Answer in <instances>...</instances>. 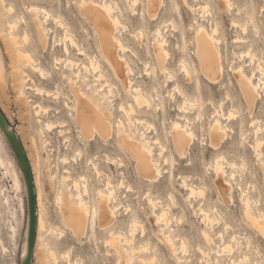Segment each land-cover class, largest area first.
Returning a JSON list of instances; mask_svg holds the SVG:
<instances>
[{
	"label": "rangeland",
	"instance_id": "1",
	"mask_svg": "<svg viewBox=\"0 0 264 264\" xmlns=\"http://www.w3.org/2000/svg\"><path fill=\"white\" fill-rule=\"evenodd\" d=\"M94 1L98 3H101L102 1L103 3V0ZM117 1L119 2L122 11V20L126 25L125 29H122L127 47L125 50L126 62L134 68V73H131L130 75L134 78V81L142 82L149 87L152 85H159L162 91V100H160V97L154 96L153 106L151 108L148 109L146 108L147 106H144L143 108L136 109L134 112H129L131 114L118 108L121 102L126 103L127 106L131 104V90L126 86L117 73L114 72L115 70H113L114 68H111L110 63L102 58V56L100 57L101 51L95 28L87 18L83 17L84 15H82L80 10V0H5V5L1 6L2 8L0 7V13L4 15L2 18L3 21H5V26L3 25L2 27H6L5 32H11L9 31L10 27H7L9 24L7 21L17 20L14 22L18 25H16L14 29H11L19 34V44L22 46L21 49H24L25 51L28 50L30 53L33 52V55L38 60L37 62H40L46 72L48 71L47 78H43L39 72L33 70V67H27L28 72L32 75L34 80L48 90H51L50 93H53H49L50 96H47L46 94L41 95L31 91V99L33 101H42L43 104L49 105L51 113L43 115V118L49 116L52 120H66V124L64 123L65 125L63 127L46 131L51 144L50 146L47 145L46 151L42 150V155H46L45 153L48 151L53 155L46 163V166H44L46 169L42 168L41 172V183L46 187L47 193L45 201L47 223L48 226L53 227L51 233L48 231L44 232L42 240H46L48 245L54 247L58 251L60 259L58 258L57 262H54L55 260H53V263L67 264L66 259L62 258L64 251H70V256L74 260H78L80 264H113L115 262V256L107 254L108 250L111 249V247L105 242V239L109 235V231L99 226L95 228L96 233L94 232V236L92 230L88 228L86 235L83 238H78L77 234L66 223L62 216L61 207L59 203L56 202V194L62 185V176L64 174H70L72 179L79 178L77 179L78 181H82L83 178L85 179L84 184L86 183V187L89 185L87 190L90 189L89 192L87 191L88 194H86L85 197L90 201L91 205H98L100 199L99 188H102L104 191L107 190L106 179L109 174V177H112L111 180L118 186V200L112 203V205H114L116 202H120L119 209L116 210L117 224H119L123 230H127L130 215L133 211H136L138 214V219L136 218L138 220H136L138 225L144 224L145 226V233L142 235L141 228L138 227L139 229L135 232V240L127 242V244L132 243V246H134V244L137 243V248L139 247L140 244L138 243L140 242L142 243V247L149 242L151 243H149L150 246L147 245V247H149L147 249L143 247L144 249L142 248L141 250V246L139 247L140 252L142 251V253L134 248L136 252H139L136 253L134 250L135 262L141 258H149L150 260L153 257V253L155 254V252H157V256L159 257L157 258L159 261H157V258L156 260L154 258L155 261H153L152 258L151 264L153 262H155L153 264H179L169 248L160 241L159 236L161 235V232L159 230V225L151 222L150 215L152 209L150 199H154L158 205L159 203L157 201L159 200L162 202L159 201L161 203L160 205H170V207L169 205L167 206V210H169L171 214L174 213L171 226L175 229L177 234L181 236L184 235L183 237L188 241V252L182 253V251L179 250L183 256L182 260H185L187 264H207L206 260H208L209 257L212 261H215V258L218 257V261L216 260L217 262H214L215 264H232V259L234 260L235 258L236 260L241 258L243 261H240V263L242 262L241 264H249L248 260L244 259L242 256L245 255V253L249 255L252 262L260 264V261L264 259V236L255 230L246 218L244 207V201L246 200H244L243 197V201L242 196H244L243 194L245 191V194L248 192L252 198L259 199V207L264 208V181L262 171V166L264 164L262 159H259L251 148L250 143L255 140L256 131L250 124L251 117L249 116L243 97L236 83L234 67L236 68L243 64L244 69L247 72L251 71V67H254L248 63L251 59L248 56H243L242 58L239 56L249 48L250 49L247 52L251 51L252 53H255L257 57L254 56L255 60H264V0H230V2L232 1L231 3H233L232 5L230 3L231 9L228 8L225 10L221 7L223 0H207L210 2L211 10L205 15H202V12L199 10H194V4L195 6H198L196 4H199V2H202L203 0H188L186 4L183 0H164L163 8L156 20H152L146 10H144V18L142 17L141 11L143 10V7H145V0H141V3L134 7L130 5L129 0ZM34 3L35 5L39 4L38 6L41 7L50 8L53 15L61 16L63 21L68 22L70 32L72 35L74 34L78 43L80 42V46L87 52V55L78 54V50L73 46L72 57L76 60V63L80 62V60V63H90V60L94 59V62L97 60L99 61L97 62V65H102L100 68H102L101 70L106 76L105 77L103 74L105 77L104 79L110 83L109 86L104 87V92H107V89L108 91L110 90L107 95V98L110 99L107 100L111 103L110 107H112L115 115H113V117H115L116 121L123 120L125 127L128 128L130 134L133 133V136L135 134V137H139V132L145 131L147 135L155 138L157 137L156 134L159 133L161 141L167 145V148L169 147L171 149L173 143L170 134L176 121L185 127L187 121L184 118V115H187L193 120L192 126L196 138L192 145H190V152L185 157H181L176 153L172 180L169 177L170 173L166 172L169 169V165L163 161L164 156L167 153H165L164 156L159 155L157 146L155 147V152L160 156L163 163L162 176L158 177V180L153 183H149L139 175L136 168V161L124 151L119 143V138L115 134L119 128L117 124H115L114 127L115 131L106 141L99 138H94L92 140L85 139V141L81 140L78 136L75 124L69 116L68 108L63 102L64 96L62 95L59 99L54 98L56 96L54 92L57 89L58 83L61 84L63 91L70 93V87L68 86L71 82L70 80L68 82L69 72L72 70L77 71L78 69L76 63L73 65L74 67L71 65L72 68L69 70L63 62L57 63L54 60L55 55L65 56L63 55L64 53L62 49L64 46L62 36L63 33H65L64 23L55 22L53 19H49L46 22L48 27H51L48 40L53 44L56 43L52 48L47 47L44 49L39 42L38 31L34 24L35 13L30 9L32 6L29 7ZM8 4L14 6V9L12 8L13 11L11 10L10 12H7V9H4L5 6H9ZM177 4L181 10V16H179L178 11L175 8ZM238 8H240L241 11H239ZM250 15H253L257 27H255L254 23L248 21ZM211 19H213V21L218 20L220 23L219 36H222V38L219 39L221 41H219V48L225 71L219 82L208 80L206 76L202 75L200 72L196 74L192 73V80L186 81L187 76H185L184 72L181 70L179 60L185 56L189 60H194V64L197 63V59L193 54V39L195 37L196 29L198 26L209 28ZM235 19H237V24L239 23L241 25L238 24L239 26H236ZM232 20H234V22ZM247 21L249 23L246 25L245 23ZM231 22H233V24ZM158 24L163 25V30L167 35V48L170 52L168 65L173 70V76L175 74V77L172 76L173 79L170 77L172 80L170 79L171 81L168 80L167 82L165 74L157 67L154 60H152L154 56L153 46L158 40V37L155 34V28ZM243 26H246V31H243V29H245L242 28ZM139 31H144V36L141 37V34L138 33ZM8 32L5 34H8ZM237 36H239L242 41H238L240 39H237ZM235 40H237V42ZM2 49L3 46L0 41V53H2ZM1 61L3 72L0 74V84L2 86V91H0V108L21 139L22 145L27 153V158L30 162L35 186L37 188L35 179L36 167H34L36 166L34 161L36 153L34 149H32L33 146L30 137H26L28 136V133L26 134L27 130L30 132L32 127L30 126L29 128L30 121L27 117L23 118V116H28V113H24L26 115L23 116L19 114V110L23 105L15 98V92L11 86V66L9 57L7 55H5V57L2 56ZM145 61L149 62V64L146 62L147 65ZM83 64H81V67H83ZM89 70L90 71H87L82 68V72L84 71V75L87 76L92 85H98V81L95 80L96 72H93L92 69ZM197 77L202 81L201 89L205 104L202 107L186 105L189 108L191 107V109H188L184 105L185 107H182L186 109L184 110L180 106L182 108L181 110L178 104L184 100V97L180 94L181 92H179L178 89L172 91L174 88L173 85L175 81H177L192 97H197L199 92L196 90L194 83ZM77 79L79 80V78ZM262 81H264V78ZM91 87L93 88V86ZM171 91L174 93L173 96ZM227 92L231 93L233 100L226 98ZM261 95L262 96L257 100L255 105L256 108L254 107V115L261 119L262 122L260 121V123L262 126L260 125V127L262 128L264 127V89L261 90ZM211 100L216 102V104L225 100L224 107L226 110L235 105L242 113H235V119H221L223 125L227 123L229 129H231L232 126L233 131H227L223 142L218 148H215L209 141V132L214 125L215 118L218 117V115L215 114V116L213 114L214 107ZM56 107L59 109H56ZM53 109L57 111L55 112ZM242 117L244 119L243 126L239 123ZM134 121H136V123ZM59 128L64 129L63 134H59ZM261 128L259 135L263 136L264 129H262L263 132H261ZM35 129L37 130V127ZM156 129L157 131H155ZM241 129L243 132L245 130L244 134ZM4 134L5 133L1 127L0 264H22V252L26 239V224L28 221L26 215L28 198L23 184L24 177L21 173L22 170L19 159L9 144L6 134ZM65 137L69 139H66ZM261 140L264 142L263 139ZM39 142H41V139ZM66 142L68 144H66ZM78 147L82 149V152L78 153L75 150ZM64 154H67L70 159L63 162L62 156ZM221 155L226 157V172L229 174L232 170L236 171L235 179L222 174V182H225V180L232 182V202H228V200H225L220 194L218 177L215 172V161L216 158ZM107 157L117 159V161L122 160V164L120 165V163L117 162L111 164ZM231 162H235L238 166H231ZM48 163L50 164L49 166H47ZM93 163H97L96 166L100 173L104 171L102 173L103 175H99L101 178H99L98 173L96 172V166L93 165ZM47 173H52L50 174L51 176L56 175L53 178L49 176V178ZM16 175L19 176L21 187L16 186ZM183 175L186 176L191 183L201 187L199 189H203L204 191L203 194H201L202 192H197L196 196L193 197L192 202L187 200L186 190H184L179 184L180 178ZM71 181L72 180H69L68 182ZM121 181L124 182V185L123 182L122 185H120ZM241 187L244 191L241 190ZM171 192L176 195V201L180 204L171 198ZM167 202L168 204H166ZM201 203H205L210 207L216 206V209H219L222 214L220 222L210 228V230L213 229L211 232L215 237H213L214 242L211 241L210 244L206 242L202 236V230L205 227V224L201 221V214L194 211L196 208H199ZM251 204L252 206L255 205V203ZM139 222L144 223L139 224ZM219 229L222 230L221 233L225 235L224 237L226 240H230L227 241L230 243L229 247H225V240L222 239ZM61 231L64 232L61 234ZM146 239L149 242H147ZM122 242L126 243L124 241ZM177 242L180 243L179 237L177 238ZM197 245H202L209 249V253L211 252L209 257L203 254ZM210 245H212L211 247L213 248V251L211 250ZM221 248L224 251L220 253L217 252L221 251ZM228 248L231 253L226 250ZM38 256L39 249H37L36 234L34 249L32 252V260L34 263L38 261Z\"/></svg>",
	"mask_w": 264,
	"mask_h": 264
},
{
	"label": "bare ground",
	"instance_id": "2",
	"mask_svg": "<svg viewBox=\"0 0 264 264\" xmlns=\"http://www.w3.org/2000/svg\"><path fill=\"white\" fill-rule=\"evenodd\" d=\"M183 1L185 4L188 2V0H183ZM4 2L5 0H0V7L5 5ZM231 2L230 0H223V3L221 4L222 9L223 10L228 9V8L231 9V6H230ZM129 3L132 7H134L135 5L141 3V0H129ZM79 4H80L81 13L82 15H84L83 17L87 18L88 21L92 23V25L95 28V31L98 37L99 48L101 51L100 57L102 56V58L106 59L107 62L110 63L111 68H114L113 70H115L114 72L117 73V75L124 81L126 86L131 90V93H132L131 104L127 106L126 103L121 102L118 108H120L121 110L125 111L128 114H131L129 112L131 111L134 112L136 109L143 108L144 106H147L146 108L148 109L151 108L153 106L154 96L160 97V100H162V97H161L162 91L159 85L158 86L152 85L151 87H149L147 85H144V83L142 82L134 81V78L131 77L130 75L131 73L132 74L134 73L133 71L134 68L131 67L128 62H126V57H125L126 51L125 50L127 47H126V42H125L124 35L122 32V29H125L126 25L123 22L122 17H121L122 11L119 6V2L117 0H103V3L102 1L101 3H98L94 0H80ZM232 4L233 3H231V5ZM11 5L5 6L4 9L6 8L7 10L6 9L5 10L7 12L8 11L10 12L12 8L14 9V6L13 5L11 6ZM38 5L39 4L35 5L34 3L33 5H30L29 7L32 6L30 9H32L33 12L35 13L34 14L35 15L34 24L36 25V28L38 31L39 42L44 49L47 47L52 48L56 42L53 44L52 42L48 40V35L51 31L50 30L51 27H48L46 22L49 19H53L55 22L64 23L65 33H63V36H62V39L64 41V44H63L64 46L62 49L64 53L63 55L65 56L55 55L54 60L57 63L63 62L65 66L68 67L70 70L72 68L71 65L73 66L76 63V60L72 57V52H73L72 47L75 46L76 50H78L79 52L78 54L87 55V52L83 47L80 46L79 44L80 42L78 43V40L76 39V37H74V34L72 35V33L70 32L68 22L63 21V18H61V16L53 15V12L50 10V8L41 7ZM163 5H164V0H145V5H144L145 7H143V10L141 11L142 17L144 18V14H145L144 10H146L149 17L152 20L154 19L156 20L163 8ZM196 5L198 6H195L194 4V7H195L194 10L201 11L202 15H205L208 11L211 10L210 2L207 0H203L202 2H199V4H196ZM175 8L177 9L179 16H181V10L179 8V5L177 4ZM238 9L239 11H241L240 8ZM2 16L4 15L0 13V24H1L0 25L1 26L0 41L3 46L2 53H0V74L3 72L1 57L2 56L5 57V55H7L9 57L10 66H11L10 67L11 86L15 92V98L18 101H20L23 105L22 108L19 110V114L23 116V115H26L24 113H28V116H23V118L27 117V119L30 121L29 128L30 126L32 128L30 132L27 130L26 134L28 133L27 134L28 136L26 137H30V140L33 146V148L32 147L31 148L34 149L36 153L35 154L36 158L34 160L35 165H36L34 167H36L35 168L36 170L35 169L34 170L36 172L35 179L37 183V188L35 186L32 169L30 166V162L28 160L30 171H31V176H32V186H33L32 193L34 194V197H35V205L33 206V209H32L31 208L32 204L30 202L29 183H28L24 165L21 161V157L19 155L18 147H17V144L18 142H21V139L18 133L12 127V125L8 122L4 113L1 114L2 112H0V128L2 127V130L6 134L9 144L13 145V147L12 145L11 147L14 150L15 154H17L16 156L19 159V163H20L21 170H22L21 173H22V176L24 177L23 184L25 186L26 195L28 198V209L26 211L28 221L26 224L27 225L26 239H25V243L23 246V252H22V264H54L53 260H55L54 262H57L59 258L58 251L54 247L48 245L46 240H42L43 238L42 236L44 232L48 231L49 233H51L53 227L48 226V223H47V217L45 213V203H46L45 201L47 198L46 197L47 193H46V187H44V185L41 183L42 168L43 169L45 168L44 166H46V163L50 160V158H52L51 156L53 155H51L49 151L45 153L46 155H42V150L46 151L47 145L50 146L51 144L49 138L47 137L46 131L54 130L55 128H58V127H63L66 124L65 123L66 120H58V119L52 120L50 119L49 116L47 118H43V115H47L51 113L49 105L43 104L42 101H38V100L33 101L31 99V93H32L31 91L37 94H41V95L46 94L47 96H50V94H53V93L52 92L50 93L51 90H48L41 84L37 83V81H35L32 75L28 72L27 67L28 66L33 67V70L39 72L43 78H47L48 71L46 72L45 69L40 64V62L39 63L37 62L38 60L33 55V52L30 53L28 50L25 51L24 49H21L22 46L21 44H19L20 43L19 36H18L19 34L12 30L16 27V25H18L16 22H14L17 20L7 21L9 22L7 27H10V29L11 28L12 29L11 30L9 29V31L11 32L7 31L8 34H5L7 32H5L6 27H2L5 22L3 21ZM236 20L237 19H235V24L237 26L239 23L237 24ZM232 21L234 22V20ZM248 21H250V23L251 22L254 23L255 27H257L256 22L253 18V15H250ZM248 21L245 23L246 25L249 23ZM233 22L231 23L233 24ZM242 28H245L243 29V31L244 30L246 31V26H243ZM219 32H220V23L218 20L213 21V19H211L209 28L202 27V26L197 27L195 37L193 39V43H194L193 54L195 55L197 59V63L194 64V60H189L185 56H183L179 60V66L181 70L184 72L185 76H187L186 81L192 80V76H191L192 73L196 74L199 72L202 73V75H205L206 78L208 80H211L212 82L220 81L221 76L223 75L225 71V67L222 61V55H221V51L219 48V41H220L219 39L222 38V36H219ZM138 33L141 34V37L144 36L145 34L144 31H139ZM155 34L158 37V40L155 42V45L153 46L154 56L152 60H154L157 67L165 74V77L167 78L166 82L168 80L171 81L173 77H175V74L173 76L172 74L173 70L168 65V59L170 56L169 55L170 52L167 48L168 38H167L166 33L163 30L162 24H158L156 26ZM237 37H236L237 39H240L238 41H242L241 38H239V36ZM235 41L237 42V40ZM249 49L247 51H249ZM247 51L246 52L243 51L244 53H241L239 56L240 58H242L243 56H248L251 59L250 62L248 63H250V65L254 67H251V71L247 72L244 69V65L241 64L236 68L234 67V74H235L236 83L243 97V100L248 110L249 116L251 117L250 124L252 125L253 128H255V131H256L255 140L251 141L250 143L251 148L256 154V156L259 159H262V162L264 164V149H263L264 142L261 140V139L264 140V134L263 136L259 135L260 128H261L260 125L262 126V124L260 123L261 119L258 116L254 115V107L257 103V100L262 96L261 90L264 89V81H262V79L264 78V60H260V59L255 60L254 56L256 57V54L252 53L251 51L250 52H247ZM93 60L94 59L90 60V63H86V62L80 63L81 60L80 62L76 63L77 66L76 65L75 66L78 68L77 71L72 70L69 72L68 82L69 80L71 82L68 86L70 87L69 89L70 93H66V91H63L61 84L58 83L57 89L54 92L56 96L55 97L52 96V97H54L55 99H59L62 95L64 96L63 102L65 106L68 108L69 116L74 122L75 127L78 132V136L81 138L82 141H85V139L92 140L94 138H99V139L106 141L111 137L112 133L115 131L114 127H115V124H117L119 128L115 132V134L119 138V143L121 147L124 149L126 153L130 155V157L134 161H136V168L138 170L139 175L145 181L149 183H153L154 181L158 180V177L162 176L161 173H162L163 163L160 159V156H158L155 152V147L157 146L159 150V153H158L159 155L164 156L165 153H167L164 156L163 161L169 165V169L166 172L170 173L169 177L172 180V176L174 175L173 168H174V162L176 160L175 158L176 153L181 157H185L190 152V145H192L194 139L196 138L195 131L192 126L193 120L187 115H184V118L187 121V125L185 127H183V125H181L178 121H176V123L173 125V129L170 134L172 143H173L172 144L173 146L171 147V149L169 147L167 148V145H165L164 142L161 141L159 133L156 134L157 137L152 138L151 136L147 135L145 131L139 130L141 131L139 132L140 136L135 137V134L133 136V133L130 134L128 132V128L125 127V123L123 122V120L116 121L115 117H113L114 112L112 110V107H110L111 103L108 102L110 98L109 99L107 98V95L109 94L110 90L108 91L107 89V92H104V87L109 86L110 83L104 79L106 76L102 72L101 70L102 68H100L102 65L101 66L97 65L98 64L97 62L99 61L97 60L96 62H94L95 60L94 61ZM146 62L147 61H145V63ZM147 63L149 64V62ZM81 64H83L82 65L83 67H81ZM82 68L86 69L87 71H90L89 69H92L93 72H96L95 80L98 81V85L97 84L92 85L90 80L83 73L85 70L82 72ZM103 74L105 77L103 76ZM77 78H79V80ZM107 82H108V85H107ZM194 83H195L196 90L199 92L197 97H192L187 91H185L182 88L179 82L175 81L173 85L174 88L172 91L178 89L179 92H181L180 94H182V96L184 97L183 98L184 100L178 104L179 107L180 106L182 107L184 105L185 106L186 105L188 106L196 105L199 107L204 106L205 99L203 97V93L201 89L202 81L200 80L199 77H197ZM91 86H93V88ZM0 91H2L1 84H0ZM172 91H171V94L173 96L174 93ZM226 98L233 100V97L231 93L229 92H227ZM224 101L225 100H222L219 104H216V102L211 100V103L214 107L213 114L218 115V117L215 118L214 125L209 132V138H210L209 141L211 142L210 144H212L215 148H218L220 144L223 142L227 131H230L233 129L232 126H231V129H229L227 123L223 125V122L221 121V119H225V120L235 119L236 118L235 113L240 112L236 108L235 105H234L235 107L232 105L233 106L232 108L226 110L224 107L225 106ZM184 107L182 108L185 110L186 108ZM187 108L191 109V107L190 108L187 107ZM56 109H59V108L56 107ZM54 111L56 112L57 110H54ZM134 122L136 123V121ZM239 123L241 124V126L244 125L243 117L241 118ZM36 127H37V130L35 129ZM262 129H264V127H262L261 130ZM63 130L64 129L58 130V132H60L59 134L61 133L63 134ZM155 131H157V129ZM261 132H263V130ZM242 133L244 134L245 130L244 132L242 130ZM40 139H41V142H39ZM66 139H69V138H66ZM67 142L66 144H68ZM75 150L78 153L82 152V149L79 147L76 148ZM26 156H27V153H26ZM222 157L223 156L221 155L216 158L215 172H216V176L218 177L221 196L225 200H228V202H232L233 200L232 194H231L232 193V182H230L229 180H225V182H222V174L228 175L231 178L235 179L236 171L232 170V172L228 174L225 170V158L226 157H223V158ZM69 159L70 158L67 154H64L62 156L63 162ZM107 159L111 164H114V162L120 163V165L122 164V160H120L121 161L120 162V161H117V159H113L111 157H107ZM96 164L93 163V165L95 166ZM49 165L50 164L48 163L47 166ZM230 165L235 166V167L238 166L235 162H231ZM262 171H263V181H264V165L262 166ZM96 172L98 173V176H99L104 171L103 172L101 171L102 173H100V171L98 170L96 166ZM47 174L49 177L51 176L50 174L52 173H47ZM55 175H52L51 177L53 178L55 177ZM99 178L101 177L99 176ZM111 178L109 177V174H108V177L106 179L107 190L104 191L102 188H99V194H100L99 198L100 199L98 201V205L95 206V205H91L90 201H88L85 197V195L88 194L90 190V189L87 190V187L89 185L86 187L85 185L86 183L84 184L85 179L83 178L82 181H78L77 179L79 178L72 179L70 174H66V175L64 174L61 180L62 185L60 189L58 190V193L56 194V202L59 203L61 207L62 216L64 217L66 223L70 226V228L77 234L78 238H83L86 235L88 228L92 230L93 235H94V232L96 233L95 228L99 226L103 227L104 229H107L109 231V235L105 239V242L108 246L111 247V249H109L108 253L107 252L106 253L109 255L115 256V259H114L115 262L113 264H151L152 262L151 259L153 258V261H155L156 258L158 257L157 252H155V254L153 253V257L150 260L149 258L148 259L141 258L135 262L134 250L137 249L140 252L139 247L141 246L142 243L141 242L138 243L140 245L137 248H136L137 243L134 244L135 247L132 246L133 245L132 243L127 244V242L135 240L134 237H135V232L137 229L141 228L142 235L145 233V226L143 224L144 222L143 223L139 222V224L142 223L143 225H138L137 223L138 221L137 212L133 211V213L130 215L127 230L126 229L123 230L122 227H120L119 224H117L116 210L119 209L120 202H116L114 205H112V203L118 200V192H117L118 186L115 184L114 181L111 180ZM69 180H72V181L68 182ZM122 182L123 181L120 182V185H122ZM179 184L181 185L182 188H184V190H186L187 200L191 202L193 201V197L196 196L197 192H200V193L202 192L201 194H203L204 192L203 189H199L201 187H198L194 183H191L187 179V177L184 175L180 178ZM123 185H124V182H123ZM16 186L21 187V181L18 175H16ZM241 190L244 191L242 187H241ZM245 193L246 191L243 194L244 196H242V200H243V197H244V200H246V201L243 200L245 204L244 206L245 216L248 219V221L251 223V225L254 227V229L260 232L261 235L264 236V208L259 207L260 206L259 199L254 198V197L252 198L248 194V192L247 194ZM171 198L174 201L177 200L176 195L173 192H171ZM150 200H151V209H152V213L150 215L151 222L153 224L159 225V230L161 232V235L159 236L160 241H162L169 248L172 255H174V257L176 258V261L179 264H187L185 260L184 261L182 260L183 256L181 255V252L179 250H181L182 253H187L188 252V241L185 237H183L184 235L181 236L177 234L175 232V229L171 226V221L174 217L173 215L174 213L171 214L170 211L167 210V206L169 205L168 202L166 203L168 204L166 206V205H160L162 202L159 199L158 200L161 202L160 203L159 201H157L159 205L155 202L156 200L155 201L154 199H150ZM251 203H255V205L252 206ZM194 211L198 212V214L199 213L201 214V221L203 224H205V227L202 230V236L204 237L205 241L208 242L209 244L211 241L214 242L213 240L214 234L211 232V230L213 229L210 230V228L218 224L220 220L222 219V214L220 210L216 209V206L210 207L209 205H206L205 203H201L199 205V208H196ZM32 221H33V227L35 229L34 243H35L36 234H37V249H39L38 261L36 263H34V261L32 260V254L30 256L31 249L29 248V237H30V232H31ZM221 231L222 230H220L219 233L222 239L225 240L224 241L226 245L225 247H229L230 243L227 241H230V240H226V238L224 237L225 235H223ZM63 232L64 231H61L60 233L62 234ZM178 237L180 238V243L177 242ZM122 241L126 243H123ZM147 242L149 241L147 240ZM149 243H147L148 246H150L151 244ZM147 245L145 246L143 245V247L145 249L149 248L147 247ZM197 246H199L198 248L203 254L209 257L211 253V252L209 253L210 251L209 249L203 247L202 245H197ZM211 246L212 245H210V247ZM143 247L141 246V250ZM33 249H34V246H33ZM212 249L213 248L211 247V250ZM226 250L229 251V248ZM223 251L224 250L222 249L221 251H217V252L220 253ZM230 251H231V247H230ZM140 253H142V251ZM63 254L64 255L62 258L66 259L67 264H80L78 260H74L70 256V251L69 252L64 251ZM242 256L244 257V259L248 260L249 264H255L254 262H252L248 254L245 253V255H242ZM158 258H157V261H159ZM217 258H215V261L216 260L218 261ZM206 261H207V264H215L214 263L215 261H212L210 257ZM240 261H242L241 258L239 260H236V258L234 260L232 259V264H239ZM260 264H264V259L260 261Z\"/></svg>",
	"mask_w": 264,
	"mask_h": 264
},
{
	"label": "water",
	"instance_id": "3",
	"mask_svg": "<svg viewBox=\"0 0 264 264\" xmlns=\"http://www.w3.org/2000/svg\"><path fill=\"white\" fill-rule=\"evenodd\" d=\"M0 112H2L1 109H0ZM1 114H3V112ZM12 147H13V145H12ZM17 147H18L19 155L21 157V161L24 165L26 177L28 179L29 189H30V202L32 204L31 208L33 209V206L35 205V197H34V194L32 193L33 186H32V176H31V171H30V167H29V162H28L26 152L23 149V145L21 144V142H18ZM34 236H35V229L33 227V221H32L31 232H30V237H29V248L31 249L30 256L32 254V250H33V246H34Z\"/></svg>",
	"mask_w": 264,
	"mask_h": 264
}]
</instances>
